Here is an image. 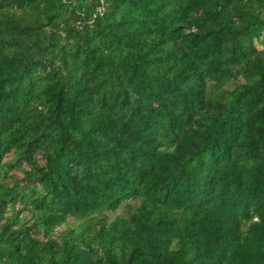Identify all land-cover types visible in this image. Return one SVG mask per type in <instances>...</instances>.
<instances>
[{
    "label": "trees",
    "instance_id": "obj_1",
    "mask_svg": "<svg viewBox=\"0 0 264 264\" xmlns=\"http://www.w3.org/2000/svg\"><path fill=\"white\" fill-rule=\"evenodd\" d=\"M0 264H264V0H0Z\"/></svg>",
    "mask_w": 264,
    "mask_h": 264
},
{
    "label": "rangeland",
    "instance_id": "obj_2",
    "mask_svg": "<svg viewBox=\"0 0 264 264\" xmlns=\"http://www.w3.org/2000/svg\"><path fill=\"white\" fill-rule=\"evenodd\" d=\"M17 175L21 176V173L18 172ZM123 213V209H121L120 211L117 212V214H122ZM114 215L111 216V219H113Z\"/></svg>",
    "mask_w": 264,
    "mask_h": 264
}]
</instances>
